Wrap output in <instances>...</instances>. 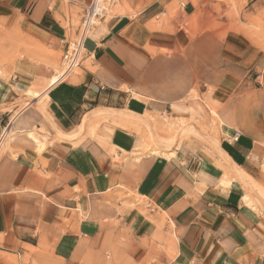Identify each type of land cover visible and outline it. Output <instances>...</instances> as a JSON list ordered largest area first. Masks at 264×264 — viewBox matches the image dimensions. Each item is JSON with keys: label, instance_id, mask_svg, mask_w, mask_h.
<instances>
[{"label": "crops", "instance_id": "crops-1", "mask_svg": "<svg viewBox=\"0 0 264 264\" xmlns=\"http://www.w3.org/2000/svg\"><path fill=\"white\" fill-rule=\"evenodd\" d=\"M90 2L0 0V264H264V214L221 154L260 179L264 50L157 26L173 0H122L41 105ZM98 109L192 121L219 148L187 134L156 152Z\"/></svg>", "mask_w": 264, "mask_h": 264}, {"label": "rangeland", "instance_id": "rangeland-1", "mask_svg": "<svg viewBox=\"0 0 264 264\" xmlns=\"http://www.w3.org/2000/svg\"><path fill=\"white\" fill-rule=\"evenodd\" d=\"M121 2L122 0H120L119 4L114 9L112 17L120 14ZM182 3L187 4V10H183L181 7ZM165 9L166 16L162 15L158 21H153L157 26H162V23L167 21V27H170L172 32L184 34L189 39H194L198 35L204 33H212L219 37H224L228 34H239L264 50V0H173V2ZM80 22L79 18H75V32L71 37L72 40L76 39L75 33L78 32ZM3 61L4 60H0V62ZM55 71L61 72V62L55 67ZM78 72L79 70L77 73ZM51 78L53 79L54 77L52 76ZM45 91L46 89L42 94L33 95V99L37 100V102L40 101L41 105H44ZM30 102H32L31 99ZM212 111L216 122L219 120L218 113L214 109H212ZM146 116H128L125 118L127 121H133L131 118H135L138 120V122L135 121V123H138L136 125L138 128L145 127L149 129V127L144 123V120L147 119L152 125L155 122H153V119H151L148 115ZM183 120L187 121L185 119ZM190 122L196 126L194 122ZM190 122L187 121V123ZM177 128L178 130L169 132L168 137H170V139L165 140V142L167 141L170 143V140L174 138H176V140L178 139L177 141L179 142V140L187 136V134H190L188 132H180V126ZM198 130L203 132L202 128L201 130L198 128ZM204 131L208 134V132L210 133L212 130L209 131L208 129H204ZM161 134L163 136L166 135L165 133ZM150 141V145L152 147L150 150L156 152L166 151L172 148L168 149L163 147L158 141L152 140L151 136ZM261 166L262 175L258 181H253V179L246 174L249 183L254 186V188L249 190L244 187L247 191L246 194L256 206L258 205V199H260L261 196L264 198V162ZM238 179L241 180L240 177H238ZM253 193L256 196H254ZM134 199L136 204H145V201L140 197H136ZM258 207L261 208L259 205ZM257 210L258 212L264 214V212L260 209Z\"/></svg>", "mask_w": 264, "mask_h": 264}, {"label": "bare ground", "instance_id": "bare-ground-1", "mask_svg": "<svg viewBox=\"0 0 264 264\" xmlns=\"http://www.w3.org/2000/svg\"><path fill=\"white\" fill-rule=\"evenodd\" d=\"M86 49V48H85ZM61 74L59 71H56V73L53 75V79L50 78L49 81H48V85H47V88H46V91H45V97L48 98V91H50V89L55 86L56 84L59 83V81L61 80L60 78ZM134 98V97H133ZM139 99V98H138ZM137 100V99H136ZM94 114L96 115H103V114H113V115H119V116H122V117H128V116H137V115H134V114H131L125 111H115V110H104V109H98V111H95ZM93 114V115H94ZM151 114V113H150ZM155 114V113H154ZM151 119H153L152 121L155 122L153 125L151 124V122H149L147 119L144 120V123L149 127V132H150V136L152 138V140L154 141H158L159 144L161 143L163 147L165 148H168L170 149L171 147L173 148L177 146L178 144V139L176 140V138L174 139H171L170 143H168L167 141L165 142V140H169L170 137H168L169 135V132H173L175 130H178V126H180V132H188L190 134H194V135H198L199 137L201 138H204L206 139L207 141H209L210 143L214 144L215 146L214 147H217L219 148V142L218 140H216L215 138L211 137L210 135H207L205 134L204 132H201L198 130V128L192 124L191 122L190 123H187V121H184L183 119L181 120H178L177 122L175 123H171L169 122L165 117L163 118L162 116H154V115H149L147 114ZM164 115V114H163ZM98 116V117H99ZM107 116V115H106ZM96 118V117H95ZM107 118V117H106ZM161 118V120L159 119ZM99 120V118H97ZM105 119V118H104ZM101 120V119H100ZM160 120V121H159ZM86 121V120H85ZM97 121V120H96ZM119 123L122 124V122L120 121ZM86 124V122L84 123V125ZM99 124V123H98ZM124 124V123H123ZM126 126V124H125ZM128 127V126H127ZM84 129V128H83ZM160 130V131H159ZM160 132V133H159ZM161 133H165L166 135L163 136ZM33 136V134L31 135ZM35 136V135H34ZM59 136H61L62 138H66V139H72L73 136H70V135H64L62 133H59ZM168 137V138H166ZM178 138V137H177ZM144 141V140H143ZM151 142V141H150ZM144 143V142H143ZM141 145V142L138 143V147ZM136 148V147H135ZM142 148V147H141ZM174 154V153H173ZM221 154L222 156L224 157L225 161H227L229 164H231V166L233 167V169L235 170V173L237 175V177H240V180L242 184H244V187L251 190L254 188V186H252L247 177H246V173L243 172L242 170L238 169V167H236L231 161L230 159H228L226 157V155L221 151ZM172 155V154H171ZM252 160H255L252 159ZM254 196H256L254 193H253ZM245 202L248 204V205H251L252 208H254L255 210L257 209H260L262 212H264V198L261 196L260 199H258V205L261 207L259 208L258 205H254V203L250 200L249 196L246 195L245 198H244Z\"/></svg>", "mask_w": 264, "mask_h": 264}, {"label": "built area", "instance_id": "built-area-1", "mask_svg": "<svg viewBox=\"0 0 264 264\" xmlns=\"http://www.w3.org/2000/svg\"><path fill=\"white\" fill-rule=\"evenodd\" d=\"M120 0H91L82 7V17L77 32V37L65 44V50L61 59V82L67 81L81 68L86 56L85 42L100 24L112 17V13ZM181 7L185 10L186 3ZM104 89V87H101Z\"/></svg>", "mask_w": 264, "mask_h": 264}]
</instances>
